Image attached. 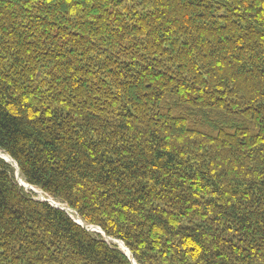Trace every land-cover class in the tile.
Returning <instances> with one entry per match:
<instances>
[{
  "label": "trees",
  "instance_id": "1",
  "mask_svg": "<svg viewBox=\"0 0 264 264\" xmlns=\"http://www.w3.org/2000/svg\"><path fill=\"white\" fill-rule=\"evenodd\" d=\"M0 151V264H264V0H0Z\"/></svg>",
  "mask_w": 264,
  "mask_h": 264
},
{
  "label": "rangeland",
  "instance_id": "2",
  "mask_svg": "<svg viewBox=\"0 0 264 264\" xmlns=\"http://www.w3.org/2000/svg\"><path fill=\"white\" fill-rule=\"evenodd\" d=\"M3 153V152H2ZM1 158V157H0ZM3 159V158H2ZM14 166V165H13ZM15 167V166H14ZM16 168V167H15ZM16 176H17V179H18V181H19V184L21 185V186H23L25 189H26V191L27 192H29V191H34L35 193H36V199H38V200H40V201H47L48 203H50L52 206H54V207H56V208H59V209H62V210H64V211H66L73 219H74V221L76 222V223H78L79 224V222L81 223V224H83V225H81V226H83L84 228H86V229H88L89 231H91V232H99V233H103V231L100 229V228H98V227H95V229H92V227H94V226H86L80 219H79V217L78 216H74L73 215V213H74V211L73 210H71L70 208H68L67 206H65V205H62V204H60L59 202H56V201H54L53 199H50V198H48L47 197V195H45L41 190H39V189H36V188H27L25 185H23L22 184V181H24V180H22L21 178H20V176H19V172H17V168H16ZM25 182V181H24ZM26 183V182H25ZM31 186V185H30ZM98 228V229H97ZM107 240L108 241H111L112 239H110V238H107ZM112 241H114L115 243H117L118 245H119V247H120V243H122V242H119V241H116V240H112ZM123 244V243H122ZM124 245V244H123ZM125 246V245H124ZM121 248V247H120ZM125 248L127 249V247L125 246ZM121 250L125 253V251L121 248ZM130 254H131V252H130ZM130 259H131V261L133 262V263H135V264H137L136 262H135V260L132 258V257H129Z\"/></svg>",
  "mask_w": 264,
  "mask_h": 264
},
{
  "label": "bare ground",
  "instance_id": "3",
  "mask_svg": "<svg viewBox=\"0 0 264 264\" xmlns=\"http://www.w3.org/2000/svg\"><path fill=\"white\" fill-rule=\"evenodd\" d=\"M0 156H2V157H4V158L8 159L9 161H11L10 156H8V155L2 153L1 151H0ZM13 164L15 165L14 162H13ZM22 184L25 185L27 188H33V187H31L30 185H28L27 183H25L24 181H22ZM92 229H95V227H92ZM97 229H98V228H97ZM120 247L125 251V253H126L129 257H131L130 251H129L128 249H126L125 246H124L122 243H120Z\"/></svg>",
  "mask_w": 264,
  "mask_h": 264
},
{
  "label": "water",
  "instance_id": "4",
  "mask_svg": "<svg viewBox=\"0 0 264 264\" xmlns=\"http://www.w3.org/2000/svg\"><path fill=\"white\" fill-rule=\"evenodd\" d=\"M1 158H3L4 160H6L7 162H9L10 164H12V165H14L13 164V162L15 163V161L11 158V161H9L8 159H6V158H4V157H2V156H0ZM16 168H17V172H19V168H18V165L15 163V165H14ZM79 224H81L80 222H79ZM81 225H83V224H81ZM126 254V253H125ZM127 255V254H126ZM128 256V255H127ZM129 257V256H128ZM133 264H135V263H133Z\"/></svg>",
  "mask_w": 264,
  "mask_h": 264
}]
</instances>
